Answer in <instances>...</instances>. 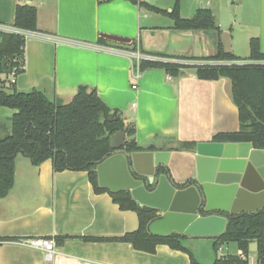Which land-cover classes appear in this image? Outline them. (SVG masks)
<instances>
[{
	"label": "crops",
	"instance_id": "0c3cea01",
	"mask_svg": "<svg viewBox=\"0 0 264 264\" xmlns=\"http://www.w3.org/2000/svg\"><path fill=\"white\" fill-rule=\"evenodd\" d=\"M19 5L35 7L38 19L37 31H26L18 91L36 89L69 103L80 86H87L120 111L126 125H135L140 147L153 144L159 151H181L174 150L180 143L212 142L216 134L239 130L229 79L201 80L194 68L181 70L177 78L159 68L141 72L134 67L139 64L134 55L204 58L221 48L246 59L252 39L259 40L264 54V0H145L141 6L133 0H0L1 25L13 27ZM147 5L167 13L178 6L184 19L209 9L221 34L175 31L168 15L151 12ZM101 34L128 38L132 44H102ZM14 114L0 107L7 126ZM138 227L137 213L121 210L108 193H95L87 172H54L50 160L34 166L19 155L15 184L0 198V264H191L188 254L166 245L150 254L129 243L83 240L119 238ZM43 237L56 242L52 260L22 244ZM196 240L205 239L187 242L195 257ZM200 257L201 264L212 263L206 262L209 256Z\"/></svg>",
	"mask_w": 264,
	"mask_h": 264
},
{
	"label": "trees",
	"instance_id": "16d2710c",
	"mask_svg": "<svg viewBox=\"0 0 264 264\" xmlns=\"http://www.w3.org/2000/svg\"><path fill=\"white\" fill-rule=\"evenodd\" d=\"M136 3V1L133 0ZM144 5V3H141ZM151 12L168 15L174 22L173 29L178 32H206L221 34V30L211 10L201 9L193 17L184 19L180 16L179 7L172 13L148 6ZM37 9L30 5H19L16 10L14 27L23 31H37ZM0 107L9 108L15 114L8 121L10 133L2 136L6 122L0 118V198L6 197L15 184L16 159L22 155L29 159L32 165L40 166L46 160L52 162L54 172L84 171L95 193H108L115 204L123 211L136 212L139 227L136 231L114 239L83 238L96 242H124L131 244L135 250L155 254L160 245H166L172 250L189 255L191 264H201L194 253L188 248L191 239L185 235L172 233L169 236H153L149 225L161 218L158 210L141 207L129 191L114 193L99 186L97 166L107 159L113 150L110 138L119 131L126 136L125 151L156 152L155 145L140 147L136 142L135 125H126L118 110L110 109L98 96L96 90L80 86L76 95L69 103L51 100L45 93L33 89L20 92L10 77L25 70L24 36L16 33H0ZM100 43L106 44L104 40ZM136 50V46L132 47ZM167 58L166 56H162ZM167 60H210V61H264L258 39L250 41V55L246 59L224 53L219 48L215 55L204 58L187 56L169 57ZM137 68V64L134 65ZM139 71L148 69H163L173 78L181 75V70L194 68L201 80L217 81L223 78L231 81L232 101L238 109L240 128L233 133L214 135L212 142L251 143L255 149L264 150V65H234V66H193L171 61L141 60ZM197 143H180L174 150L193 151ZM160 173H164L161 171ZM133 176L138 179L136 174ZM202 216L210 212L200 211ZM227 217V231L211 240L212 250L216 255L211 264H249L250 245L257 243V263L264 264V210ZM66 237L59 239L63 243ZM4 240L0 239V245ZM235 244L237 252L220 257L221 247L229 248ZM242 254L245 259L239 256Z\"/></svg>",
	"mask_w": 264,
	"mask_h": 264
},
{
	"label": "water",
	"instance_id": "95a60500",
	"mask_svg": "<svg viewBox=\"0 0 264 264\" xmlns=\"http://www.w3.org/2000/svg\"><path fill=\"white\" fill-rule=\"evenodd\" d=\"M100 38L132 44L110 34ZM125 143L123 131L110 138L113 153L97 166L99 186L114 193L129 191L141 207L158 210L161 218L149 225L153 236L219 237L228 220L214 212L236 216L264 210V150L251 143L200 142L193 151L131 154ZM201 210L211 214L202 216ZM257 250V243L250 245L251 254Z\"/></svg>",
	"mask_w": 264,
	"mask_h": 264
},
{
	"label": "built area",
	"instance_id": "2783aa9c",
	"mask_svg": "<svg viewBox=\"0 0 264 264\" xmlns=\"http://www.w3.org/2000/svg\"><path fill=\"white\" fill-rule=\"evenodd\" d=\"M101 2L104 1H108V0H99ZM136 1L138 4L144 3L145 0H134ZM202 2H208L209 0H199ZM0 33H16V34H20L22 36L25 37L26 35V31L20 30L13 27H6L4 25L0 24ZM135 58H137L138 63L140 62L141 58L143 59H148L151 61H171L174 63H179V64H184V65H192V66H234V65H253V64H259V65H264V61H259V62H253V61H210V60H165V59H160V58H148V57H141L140 55H134ZM137 69L139 71L138 68V64H137ZM16 78L17 76L13 73L10 77V82L11 84H15L16 83ZM136 78L139 79V73H137ZM133 89H137V86H133ZM22 244L33 248V249H37V250H41L45 253L47 260H52L53 256L55 255L57 248H56V242L55 240L51 239V238H47V237H43V238H31L25 241H22ZM227 251H223L222 247L220 248V257H227L231 254L227 253L228 252V247H226ZM223 251V252H222ZM241 257V259H245V257L240 254L239 255ZM250 264V263H249Z\"/></svg>",
	"mask_w": 264,
	"mask_h": 264
},
{
	"label": "rangeland",
	"instance_id": "374dc122",
	"mask_svg": "<svg viewBox=\"0 0 264 264\" xmlns=\"http://www.w3.org/2000/svg\"><path fill=\"white\" fill-rule=\"evenodd\" d=\"M188 67H193V66L192 65H188ZM9 133H10V129H9V127H7V125H5V130L2 133V136H6ZM202 239H205V240H201V241L196 240V242H194V245H192V246L195 247V249H194V247L192 249L194 250V252H196V257L199 258L200 260L204 261V259H202L200 257V255L201 256L202 255H204V256L207 255V256L210 257V259L209 260L208 259L207 260L205 259L206 262L207 263L213 262L215 260V258H216V255L214 254V252H213V250L211 248V245H212L211 244V240L208 239V238H202ZM222 249H223V251H227V249H226L225 246H223ZM228 249L229 250H228L227 253H229V254H233L234 252H237L236 245L235 244H229V248ZM219 252H220V250H219ZM219 252H218V255L220 256V253ZM249 263L250 264H258L257 263L256 254H252L250 256Z\"/></svg>",
	"mask_w": 264,
	"mask_h": 264
}]
</instances>
